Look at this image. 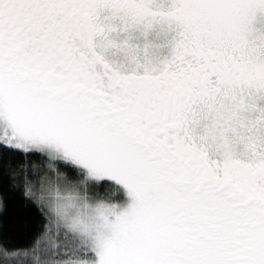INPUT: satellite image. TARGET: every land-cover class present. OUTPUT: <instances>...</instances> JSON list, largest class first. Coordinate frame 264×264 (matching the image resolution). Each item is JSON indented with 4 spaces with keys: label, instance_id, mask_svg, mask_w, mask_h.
I'll return each instance as SVG.
<instances>
[{
    "label": "snow or ice",
    "instance_id": "snow-or-ice-1",
    "mask_svg": "<svg viewBox=\"0 0 264 264\" xmlns=\"http://www.w3.org/2000/svg\"><path fill=\"white\" fill-rule=\"evenodd\" d=\"M0 264H264V0H0Z\"/></svg>",
    "mask_w": 264,
    "mask_h": 264
}]
</instances>
